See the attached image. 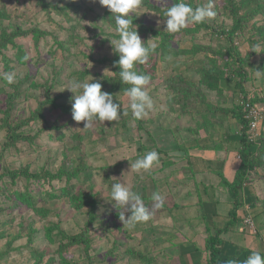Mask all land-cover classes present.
I'll return each instance as SVG.
<instances>
[{"label":"rangeland","instance_id":"1","mask_svg":"<svg viewBox=\"0 0 264 264\" xmlns=\"http://www.w3.org/2000/svg\"><path fill=\"white\" fill-rule=\"evenodd\" d=\"M152 1L155 3V0ZM228 1L214 0L217 16L206 22L210 26L209 29L204 28L194 35L183 34L180 42L173 43L178 56H168L164 61L158 60L156 70L152 69L155 58L150 61L149 72L156 74L158 80H153L147 86L154 108L150 110L145 120L146 127L154 134L158 125H161L163 130L170 128L173 131L176 126L180 129L178 134L183 140L189 136L184 129L195 127L191 115H174L173 125L166 122L169 111L167 101L172 93L167 91L165 82L173 77L181 80L176 77L177 74H181L185 75L182 79H190L199 85L200 76L195 72H189V67L191 68L193 63L204 60L206 55L212 52L209 50L210 47L218 51L221 47L228 45L226 39L217 37L218 32L230 30L234 24V20L228 15ZM0 2L5 5V10L10 15L8 19L0 23V41L3 29L8 34L16 30L39 29L42 32L40 39H37L34 33L14 38L15 45L11 44L3 49L4 57L0 56V264H64L58 252L59 243L50 242L47 236L48 229L55 224L69 234L80 232L86 227L87 209L84 210L85 212L77 211L68 199L48 198L46 193L60 192L66 184L64 181L47 179L42 180L41 183L30 181L28 184L26 177L19 176L13 179L9 173L18 171L39 174L44 171L57 173L64 165H67L66 170L74 171L80 167L79 163L82 160L85 163V169L92 172V181L84 184L74 182L84 190H92L97 194L99 200L97 213L101 220L106 221L105 228L103 226V228L92 229L95 243L90 254L101 261L97 264H125V259L130 255L126 252L121 253V249H125V245L129 246V241L133 240L127 237V231L133 227L116 221L118 213L111 204L110 189L111 185L117 181L112 178L123 181L131 186L133 191L138 192L151 177L157 179L158 183H165L168 177L167 171L160 170L162 163L154 166L149 172L141 174L130 172V163L148 152L141 150L143 145H148L146 132L136 127L127 133H117V130L107 121L104 124H94L91 129L85 131L82 130L84 122L79 124L75 122L71 113L64 112L61 108L47 107L45 110L47 121L37 120L38 122H31L30 125L24 126L21 132H25L29 140L20 141L12 146L8 139L7 124L6 126L4 124L10 107L8 96L15 91L13 84L22 87L21 96L15 100L8 119V124L16 126L20 122L32 119L41 103L48 100V94L57 100L58 104L71 107L74 94L67 87L74 77L79 79L78 74L89 71L85 78L88 81L92 78L95 81L96 78L113 76V73L108 71L104 74L105 70L111 71V68L107 67L110 64L109 61L103 62L106 58L109 60L115 57L116 38L113 35L116 32L107 26L104 20L105 15L110 11L101 6L98 0L96 2L93 0L52 1L53 4H58L59 8L68 10L71 18L68 20L54 10L48 12L36 0H0ZM172 2L173 0H167L166 5L159 6H169ZM184 2L195 8L206 4L208 0H184ZM136 16L139 22L151 25L158 30H165L164 19L154 13L140 8ZM254 23L264 24V16L255 17L245 32L235 40L243 55L252 51L248 39L251 25ZM141 39L151 45L158 43V40L151 35ZM110 41L113 42V46ZM20 49L24 55L30 57L24 64L18 58ZM190 50H195V54H183L184 51ZM261 50H264V46H261ZM2 57H8L15 62L14 69H6ZM262 59H264V52L258 53L251 60L254 68L260 65ZM11 71L16 73V82L9 85L3 80L2 75ZM261 71H264V68ZM233 84L232 82V86ZM246 88L251 97L263 96L264 78L257 77L254 70H249ZM206 95L209 103L214 106L221 104L231 108L239 104V98L231 91L226 97H219L216 93L208 91ZM123 102L124 106L128 107L126 97H123ZM259 107L264 108L262 105ZM213 121L218 120L214 118ZM231 121L235 123L232 118ZM216 124L213 130L217 127L228 129V121L220 123L221 125H218V122ZM170 136L173 139L172 132ZM212 138L215 139L216 136ZM164 142L166 141L159 140L158 145ZM165 145L167 146V143ZM66 155L71 159L70 164L65 160ZM104 168L117 170L109 174ZM248 186L250 192L252 191L251 196L254 195L253 198L257 199L256 208L261 209L264 202V178L253 174ZM28 190H31L30 194L39 199L35 210L20 196V193ZM45 207L49 209L50 214L42 217L36 210ZM64 256L75 264H87V254L83 248H70Z\"/></svg>","mask_w":264,"mask_h":264},{"label":"trees","instance_id":"2","mask_svg":"<svg viewBox=\"0 0 264 264\" xmlns=\"http://www.w3.org/2000/svg\"><path fill=\"white\" fill-rule=\"evenodd\" d=\"M38 4L43 6L45 10L51 12L58 13L60 16L68 18L71 20L68 10L65 8H59L58 4H53L54 0H36ZM176 2L173 0L172 4ZM228 15L234 20L233 27L230 30H223L217 33L218 38H224L227 40L228 45L221 47V49L214 50L213 48H209L210 51L205 59L202 61H198L193 63L191 68L189 67V72H195L200 76L199 85H196L195 82L190 79H182L185 75L177 74L176 80L174 77L165 82L166 88L168 92H171V97L168 98V106L169 111L166 116V120L172 124L174 115H191L194 122L195 127L192 130H204L207 134L213 133V127L217 125H221L220 123H224L229 119H234V121L239 124L240 131L237 135L232 136L230 132L225 133L226 138L221 142L212 143V150L219 151L223 149L225 142H238L239 147L237 151L239 153V168L236 171L235 177L233 181H229L223 173H219L221 177L220 185L228 189L229 195L233 201V207L230 212V220L227 223L225 228H220L217 230L215 236L208 237L206 248L210 255V261L212 264H226V261L234 258L235 255H225L222 249V240L220 239V235L228 232L231 228L243 223L241 217H239L238 213L245 203V188L249 181L252 180L253 174L264 178V118L259 125L258 132L259 135L256 140L252 141L249 136V120L247 118L248 110L246 109V103L250 101L252 104H261L264 107V95L263 96H253L249 98L250 94H248V90L246 88V81L248 80V71L249 70H259L261 71L264 68V59L259 66L254 68V63H252V59L257 56V53L250 52L247 55H243L240 51V48L236 45L235 40L240 37V35L245 32L248 26H250L251 22L255 19V17L261 15L264 16V0H241L240 2L229 0L228 1ZM169 5L168 7L172 6ZM2 5V6H1ZM144 11L154 13L159 15L161 18L163 17L164 8L162 6L157 5L152 0H143V6L141 7ZM243 12V13H242ZM112 13L109 12L105 15V23L111 29H115L114 20L111 18ZM9 14L5 10V5L0 2V23L4 22L9 18ZM133 24L138 26V34L141 37H147L151 35L158 43L155 44V51L150 55L149 60L144 65H137L136 70L142 74H148L151 77L150 83L153 80H158L156 74H150L148 65H150V61L154 60L155 62L152 67L153 70L157 69L158 60L164 61L168 56H178V52L175 50L173 43L180 42L182 40V35H194L198 31L207 28L209 29L206 23L204 24H196L191 25L188 28L181 30L178 33L170 34L164 32L163 30H158L157 28L146 25L143 22H139L138 16L133 15ZM115 31V30H114ZM31 33L36 34L37 39H40L42 36V32L39 29H34L31 31H22L16 30L12 34H8L5 29H3L2 40L0 41V56H3V49H6L9 45H15L14 38L22 37L29 35ZM116 39H118V33L113 35ZM142 40V39H141ZM249 43L250 45L260 44L264 46V24L257 25L254 23L251 25V33L249 35ZM142 42L148 43V46L151 44L145 40ZM19 61L22 64L25 63L23 60L24 52L20 49L18 52ZM183 54H195V50L192 51H184ZM4 57V56H3ZM2 57V58H3ZM119 59L118 54L115 53V57L112 59H104V63L110 62L107 67L111 68V72H113V76H105L104 78H96L100 80L102 83V91L113 94L114 102L121 103L124 111L128 112L127 116L121 118L119 122H109L117 133H127L132 129L138 127L140 131L146 132L148 145H143L141 150L152 151L155 150L159 154V164L162 163V168L160 170H164L168 167L174 165L172 161L169 151L162 150L158 145V139L162 141H166L167 134H172L176 136V141L178 145H181L182 140H180V129L176 126L174 127V131L170 128L163 130L161 125H158L156 134L153 131H149L146 127L147 121L146 118L142 120L135 121L132 118L131 110L128 107L124 106L123 102V89L128 87L127 85H123L120 82V77L118 72L120 71L118 66H113L114 62ZM6 69L12 70L14 69L15 62L11 61L8 57L3 58ZM208 60V61H207ZM186 72V71H185ZM89 74V71L78 74L80 80H85L86 75ZM184 74V73H182ZM185 83L186 85L180 86V83ZM232 82L234 83L232 86ZM34 85V84H32ZM148 85V86H149ZM15 91L13 93H9L8 96V105L9 111L7 118L4 120V124L8 129V139L11 142V145L14 146L20 141L29 140L26 138L25 132H21L22 128L26 125H30L31 122H46L47 116L45 115V110L47 107H51V109L61 108L64 112L71 113L72 108L63 106L58 104L57 100L53 99L50 94H48L49 98L46 102L41 103L38 110L33 114L32 119L20 122L19 125L12 126L8 124V119L10 118V112L13 108V104L15 100L20 98L21 93L20 89L22 88L20 85H14ZM35 87H39L35 85ZM207 91L213 92L219 95V97H226L227 93L231 91L235 93L238 99V105L225 106V105H211L207 100ZM244 95L245 99H241L239 96ZM243 101V102H241ZM214 118H217L218 121H213ZM203 119V120H201ZM173 125V124H172ZM61 129V127H59ZM209 141V139L207 138ZM223 142V143H222ZM206 149V147H204ZM145 154V153H144ZM140 158V157H138ZM66 162L70 164V157L66 155ZM80 167L76 168L74 171L66 170L67 165L61 167L57 173H51L49 171H44L43 173H30L28 171H18V172H10L9 175L16 179L19 176H23L27 178L28 184L30 181H34L37 183H41L42 180L49 181H64L66 182L65 186L60 189V192L48 194L49 199H68L69 202L75 207L77 211L85 212L87 209V221L85 223L86 227L83 228L80 232L76 234H69L67 231L61 229L58 225L53 224L48 229V238L52 243H59L58 252L62 256V261L64 264H75L74 261L68 260L67 252L70 248H83L85 253L87 254V264H97L101 261L92 257L90 251L92 250V246L95 243V238L92 236L94 231L93 228H98L104 226L105 220H101L98 215V207L99 200L97 198V194L93 193L92 190H84L81 186L78 185L79 182L86 183L92 181L93 175L90 170L85 169L83 160L81 161ZM105 172L109 174L115 172L116 168L105 169ZM263 172V173H262ZM77 181L78 183H75ZM40 185V184H39ZM32 191L28 190L20 193L21 198L33 209H36V205L39 199L36 198L35 195L30 194ZM153 192H160L158 186V180L154 177L148 179L147 182L143 184V187L137 192L144 199L145 205L152 209V201L150 199ZM161 193V192H160ZM164 207H166V202ZM163 207V208H164ZM175 207V206H174ZM170 209H173L172 207ZM158 211V210H155ZM161 209H159V212ZM36 212L40 214L42 217H45L50 214L48 208L37 209ZM130 215V213H129ZM126 218L128 215H125ZM119 220V216H116V221ZM113 220L114 223H116ZM149 222V221H148ZM134 229V228H133ZM53 234H56L53 236ZM30 240V238H29ZM8 244V243H7ZM129 252L131 260H140L144 264H151L152 257H149L145 252L134 249H127L126 253ZM245 252V251H244ZM37 254V252H36ZM245 259H242L244 262Z\"/></svg>","mask_w":264,"mask_h":264},{"label":"crops","instance_id":"3","mask_svg":"<svg viewBox=\"0 0 264 264\" xmlns=\"http://www.w3.org/2000/svg\"><path fill=\"white\" fill-rule=\"evenodd\" d=\"M229 122L230 119L228 129L217 127L212 134L185 128L189 136L182 140L181 145L177 144L176 136L173 140L167 134L166 142L159 146L169 151L174 165L162 170L168 172V177L165 183H158L161 194L166 197V207L160 212L154 210L149 222L127 231V237L133 240L121 249V253L127 249L143 251L152 257L151 264H212L206 248L208 237L215 236L218 229L226 227L233 207L228 189L220 185L219 173L233 181L240 163L237 141L225 142L222 150H212V143L224 140L225 133L230 132L232 136L239 133V124ZM251 195L252 191L246 186V205L238 215L241 219L252 216L256 232L242 230L243 223H240L220 235L224 254L235 255L231 260L239 261V264H243L242 259L254 251L264 256V202L262 208L257 209V199ZM129 257L125 264H143Z\"/></svg>","mask_w":264,"mask_h":264},{"label":"clouds","instance_id":"4","mask_svg":"<svg viewBox=\"0 0 264 264\" xmlns=\"http://www.w3.org/2000/svg\"><path fill=\"white\" fill-rule=\"evenodd\" d=\"M98 3L112 13L111 18L115 23L114 30L118 33V39L114 41V52L119 56L113 66L119 67L120 82L128 86L123 89V93L127 98V106L131 110L133 120H142L154 108V103L147 91L151 77L138 72L136 66L146 64L156 48L155 44L148 46V43L142 42L138 34V26L133 24L131 14L136 16V12L143 6V0H98ZM155 3L166 5L167 0H155ZM162 8H164L163 17L166 25L164 32L170 34L178 33L191 25L204 24L217 16L214 10V0H208L206 4L195 8L186 4L184 0H176L172 6H162ZM110 42L113 46V42ZM251 47L252 52L257 54L264 52L260 44H254ZM29 59L28 55L23 57L25 62ZM106 71L111 72L105 70L104 74ZM254 72L257 77L264 78V71ZM2 78L11 85L16 82V73L14 71L5 72ZM102 87L100 80L93 81V78L88 81L74 77L69 82L67 89L74 94L71 103L72 118L78 124L84 122L82 130L91 129L97 123L104 124L105 121L119 122L122 117L128 115L121 103L114 102L113 94L102 91ZM159 159L157 151H148L130 163V172L137 174L149 172L154 166H158ZM112 179L117 182L111 185L110 201L117 210L119 220L123 225L134 228L138 224H145L152 218L154 210L164 207L166 197L160 192L152 193L150 197L152 209L150 210L141 195L133 191L131 186L115 177ZM126 213H130L127 218ZM226 264H239V261L230 259L226 261ZM243 264H264V256L259 251H254L244 260Z\"/></svg>","mask_w":264,"mask_h":264},{"label":"built area","instance_id":"5","mask_svg":"<svg viewBox=\"0 0 264 264\" xmlns=\"http://www.w3.org/2000/svg\"><path fill=\"white\" fill-rule=\"evenodd\" d=\"M252 95L249 96V98ZM242 100L245 99L244 95L239 96ZM243 102V101H241ZM260 104H252L250 101L246 103V109L248 110L247 118L249 120V136L252 141L256 140L259 135L258 128L264 118V108L259 107ZM249 229L252 232H256V223L252 216H247L243 220L242 230Z\"/></svg>","mask_w":264,"mask_h":264}]
</instances>
